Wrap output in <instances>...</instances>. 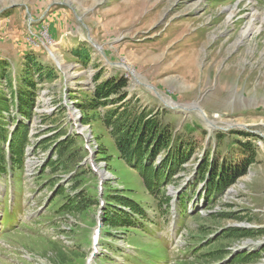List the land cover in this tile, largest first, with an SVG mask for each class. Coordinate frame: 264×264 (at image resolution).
<instances>
[{"label":"rangeland","instance_id":"rangeland-1","mask_svg":"<svg viewBox=\"0 0 264 264\" xmlns=\"http://www.w3.org/2000/svg\"><path fill=\"white\" fill-rule=\"evenodd\" d=\"M82 48L85 65L72 52ZM29 54L45 70L37 81L32 69L23 117L11 87ZM113 75L126 78L132 110L163 112V124L194 143L155 195L119 157L110 129L97 117L82 121L77 105ZM0 115V141L11 138L27 162V178L16 177L10 193L0 178V207L9 199L23 221L0 238V264H65L72 253L84 264L97 222L93 264H131L133 254L149 264L146 251H163L165 264H264V0H0ZM247 146L246 172L210 192L212 158L238 162ZM120 197L143 205L139 230L106 223Z\"/></svg>","mask_w":264,"mask_h":264},{"label":"trees","instance_id":"trees-1","mask_svg":"<svg viewBox=\"0 0 264 264\" xmlns=\"http://www.w3.org/2000/svg\"><path fill=\"white\" fill-rule=\"evenodd\" d=\"M72 50L75 59H79L83 65L87 64V48ZM25 61V67L21 71V77L16 87H11V91L18 97V111L23 117H29V106L31 105L33 95L31 92L34 90L36 84L32 69L36 70L37 81H40L43 79L42 72L44 67L36 63L34 55L31 54L26 57ZM45 74L47 78L53 77L51 69H48ZM96 76V79L100 77V75ZM10 82L12 81L10 80ZM126 85L127 80L124 76L113 75L106 77L95 85L88 99L77 106L82 111V121H89L93 117H97L104 128L110 129L108 130L109 132L111 131V136L116 138L117 141L115 143L120 153L119 157L124 159L129 167L139 168L138 172L140 173V179L143 181L144 188L148 194L155 195L161 189V181L163 180L162 182H165L174 167L176 165L179 166L180 163L188 160L192 155L195 149L194 143L177 136L169 124L164 125L162 121L163 112H155L152 108L141 109L140 111L137 108L132 110L131 107L133 104L129 105L128 100L124 102L128 95L125 89ZM100 107H108L105 114L101 115L98 113V108ZM90 112H93L92 115H89ZM241 134L244 135L243 133ZM5 137L6 135L0 141V173L5 172L7 164L5 154L1 148V143L6 140ZM11 143L12 139L10 141V152L11 165L14 167L15 165L18 166L21 164L22 152L19 151L16 154L11 148ZM240 150L247 152V156L238 162L222 161V163H219L215 158L216 161L213 162L212 158L211 163L209 162L210 168L206 172H209L208 186L212 187L209 190L210 192L218 193L220 189L229 186L246 172V169L253 161V157L249 155L252 149L251 146H247L240 148ZM162 153L165 157L162 158L161 164L157 165L155 158L158 154ZM205 162L208 163L207 158L201 162L200 166L202 170L207 168L203 164ZM150 166H155V170L149 171ZM160 168H167L168 171L163 174L160 172ZM118 201L119 204L112 207L109 206L104 216L108 225L124 228L131 227L133 229H136V221H138L139 226L145 225V220H148V217L142 204L129 197H120ZM134 215L138 216L135 220H133ZM196 215L198 216V213ZM145 242H150L149 247L156 249V246H153L156 244V241L148 240ZM206 242L208 240H205L203 243ZM151 254L154 255L153 253ZM73 257L76 256L72 253V256H64L62 261L64 263L67 261L65 264H79L78 260L73 259Z\"/></svg>","mask_w":264,"mask_h":264},{"label":"bare ground","instance_id":"bare-ground-1","mask_svg":"<svg viewBox=\"0 0 264 264\" xmlns=\"http://www.w3.org/2000/svg\"><path fill=\"white\" fill-rule=\"evenodd\" d=\"M233 14V12L232 11H230V13L228 14V18L230 19L231 18V15ZM250 26H251V24H248L246 27H245V29H243V33L245 32V31H247L249 28H250Z\"/></svg>","mask_w":264,"mask_h":264}]
</instances>
